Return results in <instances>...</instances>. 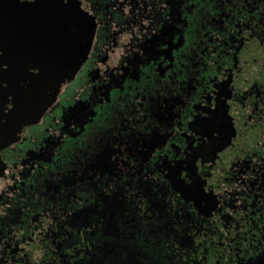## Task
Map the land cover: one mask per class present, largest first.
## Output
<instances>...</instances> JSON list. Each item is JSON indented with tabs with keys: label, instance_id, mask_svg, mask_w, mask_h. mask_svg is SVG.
Returning a JSON list of instances; mask_svg holds the SVG:
<instances>
[{
	"label": "flooded vegetation",
	"instance_id": "flooded-vegetation-1",
	"mask_svg": "<svg viewBox=\"0 0 264 264\" xmlns=\"http://www.w3.org/2000/svg\"><path fill=\"white\" fill-rule=\"evenodd\" d=\"M7 2L58 14L70 47L0 152V264L264 255V0Z\"/></svg>",
	"mask_w": 264,
	"mask_h": 264
},
{
	"label": "water",
	"instance_id": "water-1",
	"mask_svg": "<svg viewBox=\"0 0 264 264\" xmlns=\"http://www.w3.org/2000/svg\"><path fill=\"white\" fill-rule=\"evenodd\" d=\"M69 47L58 14L0 3V152L47 105Z\"/></svg>",
	"mask_w": 264,
	"mask_h": 264
},
{
	"label": "rangeland",
	"instance_id": "rangeland-1",
	"mask_svg": "<svg viewBox=\"0 0 264 264\" xmlns=\"http://www.w3.org/2000/svg\"><path fill=\"white\" fill-rule=\"evenodd\" d=\"M261 127H263L262 126V123H261V125H260ZM258 178H259V176H258ZM262 178H263V176L261 175V178H260V186H259V190L260 191H262L263 189H264V182H262ZM253 189V188H252ZM261 193V192H260ZM262 202H264V200L263 201H261V204H262ZM235 204V205H234ZM237 203L236 202H234L231 206H230V211L229 212H227V218H229V220H227V223H229V224H231L230 223V221H233L234 219H233V212H235V213H238V212H240V211H243V210H245V209H247V207H246V205L245 204H239V205H236ZM164 244H167V242L165 241V240H163V245ZM213 248H214V246H212ZM212 247H209V248H211L212 249ZM181 251L182 250H184V248H185V250H187L188 248L187 247H184V245H183V243H181ZM200 249V248H199ZM197 249L196 248V251H197V253H196V256H198V257H200V256H202L203 254H204V252H203V249ZM156 251V253H158L159 254V251H158V249H155ZM163 250H167L166 249V245H165V247H164V249L162 248V251ZM213 250V249H212ZM233 251V250H232ZM231 251V249L229 250H226V252H224V254L223 255H220V256H222V260L224 261V263H222V264H225L226 263V260H227V257L229 258L228 260H229V262H228V260H227V264H235L238 260L237 259H235V261H234V263H232V261H230V257L233 255V252ZM213 251H212V254H210V255H208V256H206L207 257V259L206 258H204L205 259V261H206V264H212V262H209V260L210 259H212V257H213ZM162 254V253H161ZM160 254V255H161ZM164 255H162L161 256V258H158V257H156V256H151V253L149 252L148 254H147V259L149 260V263L150 264H170L171 263V261L175 258V257H170V255H169V253L168 254H166L165 255V253H163ZM182 254V253H181ZM178 257V256H177ZM211 257V258H210ZM251 259V261L254 259V257H247V260L248 259ZM179 259V261L181 262L182 260V257H178L177 259H175V261L176 262H178L177 260ZM88 261V260H87ZM86 261V259H85V262H87ZM95 261V260H94ZM216 261V260H215ZM98 263H100V261L98 260ZM97 263V264H98ZM239 263V262H238ZM253 263L254 264H264V255L263 256H261L260 258H258V259H256V260H254L253 261ZM241 264H243V262L241 263Z\"/></svg>",
	"mask_w": 264,
	"mask_h": 264
},
{
	"label": "snow or ice",
	"instance_id": "snow-or-ice-1",
	"mask_svg": "<svg viewBox=\"0 0 264 264\" xmlns=\"http://www.w3.org/2000/svg\"><path fill=\"white\" fill-rule=\"evenodd\" d=\"M29 2H32V0H29ZM64 2L65 3H67L68 2V0H64ZM87 5H88V0H79V9L81 8V7H83L84 8V11L83 12H80L81 14H82V17H83V19L86 21L87 19H88V16L86 15V13H87ZM36 71L34 72L35 74H39V69H35ZM12 107H13V105L11 104V103H9L8 105H7V108L8 109H12Z\"/></svg>",
	"mask_w": 264,
	"mask_h": 264
}]
</instances>
